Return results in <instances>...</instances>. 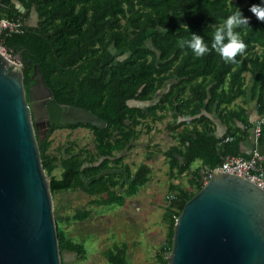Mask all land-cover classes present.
I'll return each instance as SVG.
<instances>
[{"label":"trees","instance_id":"obj_1","mask_svg":"<svg viewBox=\"0 0 264 264\" xmlns=\"http://www.w3.org/2000/svg\"><path fill=\"white\" fill-rule=\"evenodd\" d=\"M254 4L264 0H0V17L23 22L21 32L3 34L1 42L9 54L20 57L26 92L37 64L56 102L90 110L106 123L103 128L52 124L42 135L35 127L52 196L82 189L105 194L104 201L111 203L120 196L113 194L115 187L126 182L134 192L148 180L149 166L141 163L132 174L123 155L116 153L130 147L142 129L148 133L151 124L169 116L165 128L174 140L164 151L169 177L187 172L196 160L200 164L189 180L195 188L175 187L164 214L169 223L167 253L162 245L155 256L157 264H168L175 218L202 187L195 177L203 167L219 165L228 153L248 157L250 152L238 144L264 118V22L249 11ZM236 8L250 21L246 30L237 29L247 45L237 63H225L214 50L197 58L190 49L178 47V40L191 33L202 35L210 47L213 28ZM141 37L150 44L131 50L132 41ZM126 53L106 68L107 54L113 62L117 54ZM141 101L149 103L145 108L132 104ZM215 121L226 127L221 136L216 135ZM78 126L91 130L94 150L68 142L56 147V154L49 151L55 129ZM258 144H264V119ZM57 168L59 176L53 173ZM89 214L80 208L70 219ZM54 216L60 254L67 250L83 258V243L66 237L55 207ZM126 249L125 243L107 248V264H127Z\"/></svg>","mask_w":264,"mask_h":264},{"label":"water","instance_id":"obj_2","mask_svg":"<svg viewBox=\"0 0 264 264\" xmlns=\"http://www.w3.org/2000/svg\"><path fill=\"white\" fill-rule=\"evenodd\" d=\"M13 58L0 51V264H61L34 122H43L44 131L52 124L106 123L56 102L37 64L26 92L24 65ZM168 264H264V189L215 169L175 220Z\"/></svg>","mask_w":264,"mask_h":264},{"label":"rangeland","instance_id":"obj_3","mask_svg":"<svg viewBox=\"0 0 264 264\" xmlns=\"http://www.w3.org/2000/svg\"><path fill=\"white\" fill-rule=\"evenodd\" d=\"M149 44L145 37L136 38L132 41L130 49ZM126 55L127 53L121 56L117 54L112 62V56L107 54L103 62L108 68L111 63L125 59ZM162 91L160 90L153 100L157 99V95ZM136 103L145 108L149 102H132ZM164 124V119L154 122L148 133L142 129L130 147L116 153V156L123 155V164L129 167L132 174L141 163L149 166L148 180L137 186L134 192L129 191L126 182L123 187H115L113 194L120 196L111 203L104 201L107 197L105 194L90 195L82 189L62 190L52 196L53 208H57L63 218L61 227L66 237L83 243L86 250L83 258H79L75 252L65 250L60 254L62 264H107L103 252L122 243L127 245V264H157L155 253L162 245L167 253L169 223L164 217L170 204L167 195L175 193L177 186L188 190L195 188L189 180L194 176L193 170L199 162L198 160L193 162L187 172L169 177L164 151L174 140L169 136ZM44 127L43 123L39 128L41 135ZM50 137L52 143L49 151L53 154L57 153L56 147L66 145L68 142L94 150L92 132L86 127L57 128ZM120 171L124 173L125 180L130 179L123 168ZM59 172L60 169L57 168L53 173L59 176ZM88 181L89 179L85 178V182ZM80 208L90 211L88 217L82 220L70 219L75 210Z\"/></svg>","mask_w":264,"mask_h":264},{"label":"clouds","instance_id":"obj_4","mask_svg":"<svg viewBox=\"0 0 264 264\" xmlns=\"http://www.w3.org/2000/svg\"><path fill=\"white\" fill-rule=\"evenodd\" d=\"M249 11L259 21L264 22V4H254ZM249 22V18L245 17L239 8H236L213 28L210 47L205 43L202 35L194 33H191L190 38L179 39L178 47L190 49L197 58H202L214 50L225 63L235 64L237 56L243 55L247 47L237 29L246 30Z\"/></svg>","mask_w":264,"mask_h":264},{"label":"built area","instance_id":"obj_5","mask_svg":"<svg viewBox=\"0 0 264 264\" xmlns=\"http://www.w3.org/2000/svg\"><path fill=\"white\" fill-rule=\"evenodd\" d=\"M23 28L22 20L8 19L0 17V51H2L8 57L13 58V55L7 54L6 49L3 47L1 38L3 34L18 33ZM263 117L255 121L252 129L251 151L248 157H244L242 154L228 153L223 157L222 162L213 167H203L200 170L199 175L195 179L201 185H204L215 169H220L227 173L237 174L245 177L246 179L256 183L258 186L264 189V154L259 151L258 137L260 135V124L263 121ZM175 197V193L167 195V200L170 202ZM177 218H175L176 220Z\"/></svg>","mask_w":264,"mask_h":264},{"label":"crops","instance_id":"obj_6","mask_svg":"<svg viewBox=\"0 0 264 264\" xmlns=\"http://www.w3.org/2000/svg\"><path fill=\"white\" fill-rule=\"evenodd\" d=\"M16 5H19V3H17ZM33 17V16H32ZM164 90H165V87H164ZM212 118L214 119L215 118V115H214V113L212 114ZM170 118L168 117H165L164 118V120H165V124L167 123V121L169 120ZM216 122V135H218V136H221L223 133H224V131H225V126L224 125H222V124H220V123H218V121H215ZM165 124H164V127H165ZM167 130V129H166ZM169 132V131H168ZM229 138H227V140H228ZM252 142H253V139H252V135L246 140V141H244V142H242V143H239L238 144V146L241 148V150L243 151V152H247V153H249L250 151H251V144H252ZM259 151L262 153V154H264V144H260L259 145ZM198 162H199V160H198ZM200 164V162L199 163H197L196 165H195V167L196 166H198ZM200 172V171H199Z\"/></svg>","mask_w":264,"mask_h":264},{"label":"flooded vegetation","instance_id":"obj_7","mask_svg":"<svg viewBox=\"0 0 264 264\" xmlns=\"http://www.w3.org/2000/svg\"><path fill=\"white\" fill-rule=\"evenodd\" d=\"M43 122H34V125L37 129L40 128V126H42Z\"/></svg>","mask_w":264,"mask_h":264}]
</instances>
